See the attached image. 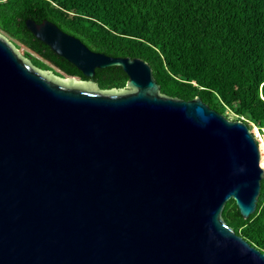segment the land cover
I'll return each mask as SVG.
<instances>
[{"label":"water","instance_id":"obj_1","mask_svg":"<svg viewBox=\"0 0 264 264\" xmlns=\"http://www.w3.org/2000/svg\"><path fill=\"white\" fill-rule=\"evenodd\" d=\"M27 27L89 80L34 66L0 33V264H264L223 218L255 213L264 168L249 125L161 93L151 65ZM121 66L125 89L97 68Z\"/></svg>","mask_w":264,"mask_h":264},{"label":"trees","instance_id":"obj_2","mask_svg":"<svg viewBox=\"0 0 264 264\" xmlns=\"http://www.w3.org/2000/svg\"><path fill=\"white\" fill-rule=\"evenodd\" d=\"M51 21L93 51L148 62L161 93L200 97L230 119L264 128V0H0V33L39 69L87 77L27 27ZM101 90L125 89L121 66L97 68ZM250 126V125H249ZM223 218L264 252V180L255 213L245 219L234 199Z\"/></svg>","mask_w":264,"mask_h":264},{"label":"built area","instance_id":"obj_3","mask_svg":"<svg viewBox=\"0 0 264 264\" xmlns=\"http://www.w3.org/2000/svg\"><path fill=\"white\" fill-rule=\"evenodd\" d=\"M251 124H252V126H255V129L254 130L250 129V131L253 134V136L255 137L256 141L258 142V145H259L260 150H261V145L263 147V143H264V135L260 132V130H262V132H264V129H263V127L258 128V126L253 122H251Z\"/></svg>","mask_w":264,"mask_h":264},{"label":"rangeland","instance_id":"obj_4","mask_svg":"<svg viewBox=\"0 0 264 264\" xmlns=\"http://www.w3.org/2000/svg\"><path fill=\"white\" fill-rule=\"evenodd\" d=\"M2 34V33H1ZM4 35V34H3ZM7 37V36H6ZM7 39L11 42V43H13L8 37H7ZM14 44V43H13ZM15 45V44H14ZM20 51V50H19ZM52 72V71H51ZM54 75H56V76H58L57 74H55L54 72H52ZM58 77H60V76H58ZM69 78V77H68ZM78 80V79H77ZM228 115H229V117H230V119L231 120H233L232 118L234 117V114H233V112L232 111H230V110H228ZM249 128L250 129H252V130H254L255 129V126H252V124H251V122H249ZM259 128V127H258ZM264 129V128H263ZM260 132L264 135V132H262V130H260ZM261 166L264 168V143H263V147H262V145H261Z\"/></svg>","mask_w":264,"mask_h":264}]
</instances>
